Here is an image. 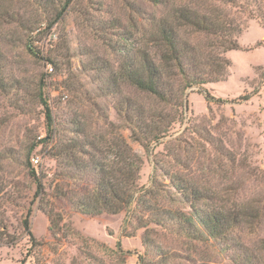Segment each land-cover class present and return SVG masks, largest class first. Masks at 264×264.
I'll return each instance as SVG.
<instances>
[{
	"label": "rangeland",
	"instance_id": "374dc122",
	"mask_svg": "<svg viewBox=\"0 0 264 264\" xmlns=\"http://www.w3.org/2000/svg\"><path fill=\"white\" fill-rule=\"evenodd\" d=\"M63 1L57 0V5ZM33 2L0 0V47L8 60V74L22 83L17 93L22 107H15V93L7 96L0 88V153L17 158L5 160L0 171V254L24 259L25 264H95L89 252L103 264H228L233 253L224 251L217 241L190 239L155 224L143 227V213H80L67 197L57 198L61 189L71 197L84 192L87 182L62 176L66 167L52 156L51 148L59 138L85 136L101 145L102 155L116 162L119 157L112 150L130 146L143 159V183H149L152 160L158 159L172 172L208 189L214 203L235 210L243 220L242 229L232 234L230 242L243 244L256 256L257 264H264V251L260 250L264 239V0H167L158 6L149 0H74L53 27L57 39L51 38L52 29L36 35L35 45L45 47L57 65L46 77V93L63 126L57 140L41 142L30 153L31 158H40L34 168L43 175L46 195L41 201L35 197L36 183L23 165L30 147L46 136L38 85L49 72L50 62L31 54L25 44L31 34L27 26H39L45 18L44 10ZM183 5L219 15L234 25L233 38L239 47L225 51L217 37L191 27L180 28L205 58L212 53L231 60L225 79L186 90L181 76L165 67L167 78L182 94V108H164L150 94L123 87L125 94L147 109V115L158 106L167 116L160 123L173 120L160 142L146 147L118 114L117 97L104 94L101 74L90 64L98 58L110 62L111 69L102 71L104 78L117 70L120 56L112 44L126 33L134 45L143 43L158 55L154 17ZM114 20L118 25L98 30V22L111 25ZM72 120L85 133H73ZM170 190L175 191L172 186ZM173 193L157 198V203L183 208L180 194ZM41 206L53 208L63 218L59 238L52 235L49 217ZM29 208L35 242L23 225Z\"/></svg>",
	"mask_w": 264,
	"mask_h": 264
},
{
	"label": "trees",
	"instance_id": "16d2710c",
	"mask_svg": "<svg viewBox=\"0 0 264 264\" xmlns=\"http://www.w3.org/2000/svg\"><path fill=\"white\" fill-rule=\"evenodd\" d=\"M33 1L44 10L42 17H45L46 20L42 18L39 26H34L31 23L27 26L31 34L25 43L26 48L37 58L47 60L55 67L56 62L47 54L45 47L35 45L36 35L49 33L54 25L64 17L74 0H65L59 5H57V0ZM149 1L154 2L157 6L167 2V0ZM0 16L3 14L1 13ZM98 23L100 31L109 29V26L118 25L117 20H114L111 25L105 22ZM181 27H191L196 32L217 37L221 42L223 41L224 46L222 47L225 51L239 47L238 42L233 38L234 33L237 32L234 25L227 24L219 15H208L183 5L174 7L171 12L154 17V42L161 50L158 55L150 53L143 43L139 46L134 45L126 33L120 36L119 41L112 44L120 56L117 70H111L110 74L104 78L102 71L111 69L110 62L98 58L94 64H90L101 74L99 80L103 83L104 94L117 97L118 114L133 127L137 138L146 147L160 142V139L169 132L173 120L166 124L160 123L167 116L158 106L154 107L152 115H147L148 111L143 105L130 95L125 94L123 90L125 85L150 94L164 108L168 105L182 108L184 106L182 94L177 93L176 88L167 78L165 67L174 69L175 73L181 76L183 88L186 90L225 79L227 67L231 65V60L221 54L210 53L209 58H205L204 53H201L193 42L180 33ZM11 73L14 74L12 71ZM48 75L50 72L43 74L38 85V99L43 106L46 118V136L30 147L23 163L36 183L35 197L40 201L46 195L43 175L34 168L30 153L41 142L57 140L63 128L60 126L61 123L58 121L46 93V88L49 86L46 81ZM7 79H11V81ZM21 84L19 78L8 74V60L4 50L0 47V88L7 96L10 93L16 94L15 107H22L17 95L22 88ZM71 122L74 123V127L70 128L73 133L79 135L85 133L84 127L79 122L75 120ZM57 141L51 148V154L58 161L64 163L66 171L62 176L75 181L84 180L87 182V189L84 192L71 197L61 189L56 195L57 198L67 197L72 208L76 211L89 215L117 214L123 211H126L128 215L143 213L145 215L143 227L155 224L190 239L213 240L222 243L224 251L233 253L229 254L228 264L258 263L250 249L243 244L230 242L232 234L242 229L243 220L239 213L214 203L208 189L179 176L177 172H172L164 165L163 161L152 160L148 176L149 183L147 184L141 182L143 159L133 152L130 146L121 147L120 151L112 150L119 157V161L116 162L114 159L102 155L101 145L85 136L83 138L71 136L66 140L59 138ZM10 158L17 159L14 155L7 156L0 153V171L5 166V160ZM118 163H121L122 166H117ZM167 181L169 182L167 183ZM1 182L3 181L0 178V185ZM170 186L174 187V193L180 194V203H183V208L161 206L157 203V198L168 197L170 193H173ZM186 204L189 205L188 208H185ZM40 208L49 217L52 235L54 238H59L62 233L61 221L63 218L53 208L46 206ZM31 215L32 209L29 208L23 219V225L29 239L35 242L36 237L31 230ZM2 236L3 234L0 233V238ZM144 244L147 245L146 239ZM260 250L264 251V239L260 241ZM89 255V259H92L95 264H103L102 259L96 254L89 252ZM19 262L25 264L24 259Z\"/></svg>",
	"mask_w": 264,
	"mask_h": 264
},
{
	"label": "built area",
	"instance_id": "2783aa9c",
	"mask_svg": "<svg viewBox=\"0 0 264 264\" xmlns=\"http://www.w3.org/2000/svg\"><path fill=\"white\" fill-rule=\"evenodd\" d=\"M57 37H58V35H57L56 31H55V28H53L52 31H51V38L52 39H57ZM47 69H48V71L50 73L53 72L54 71L53 64L48 63ZM65 97H66V95H65ZM31 161L33 162L34 165H38L40 163V158H39V156H32Z\"/></svg>",
	"mask_w": 264,
	"mask_h": 264
},
{
	"label": "crops",
	"instance_id": "0c3cea01",
	"mask_svg": "<svg viewBox=\"0 0 264 264\" xmlns=\"http://www.w3.org/2000/svg\"><path fill=\"white\" fill-rule=\"evenodd\" d=\"M10 262L14 264H20L19 260L17 259H14L13 257H5L0 254V264H10Z\"/></svg>",
	"mask_w": 264,
	"mask_h": 264
}]
</instances>
